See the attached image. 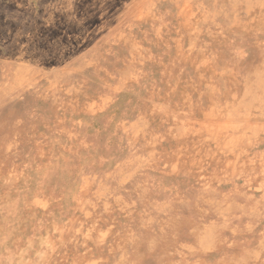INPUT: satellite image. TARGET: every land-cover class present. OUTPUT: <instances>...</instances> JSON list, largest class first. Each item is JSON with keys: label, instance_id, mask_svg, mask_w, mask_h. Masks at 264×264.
Masks as SVG:
<instances>
[{"label": "rangeland", "instance_id": "obj_1", "mask_svg": "<svg viewBox=\"0 0 264 264\" xmlns=\"http://www.w3.org/2000/svg\"><path fill=\"white\" fill-rule=\"evenodd\" d=\"M0 158V264H264V0H0Z\"/></svg>", "mask_w": 264, "mask_h": 264}, {"label": "bare ground", "instance_id": "obj_2", "mask_svg": "<svg viewBox=\"0 0 264 264\" xmlns=\"http://www.w3.org/2000/svg\"><path fill=\"white\" fill-rule=\"evenodd\" d=\"M2 147V146H1ZM9 151V150H8ZM5 152V151H4ZM5 154V153H4ZM6 157V156H5ZM1 159V158H0ZM2 160V159H1ZM5 160H6V158H5ZM3 165V164H2Z\"/></svg>", "mask_w": 264, "mask_h": 264}]
</instances>
